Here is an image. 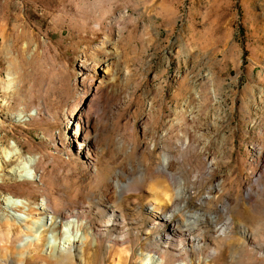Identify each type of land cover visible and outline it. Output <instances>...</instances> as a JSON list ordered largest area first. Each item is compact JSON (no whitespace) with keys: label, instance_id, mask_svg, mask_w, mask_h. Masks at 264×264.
I'll return each instance as SVG.
<instances>
[{"label":"rangeland","instance_id":"1","mask_svg":"<svg viewBox=\"0 0 264 264\" xmlns=\"http://www.w3.org/2000/svg\"><path fill=\"white\" fill-rule=\"evenodd\" d=\"M85 133L90 158L75 142ZM186 136L189 147L171 148L183 157L172 172L192 186L190 211L201 197L215 196L208 210L230 199L234 236L202 225L191 243L166 235L160 215L171 203L149 211L150 184L168 183L157 163ZM3 148L21 156L0 174L28 155L40 162L32 180L0 177V209L7 194L37 208L44 193L58 210L86 208L98 240L87 229L75 264H140L158 249L169 264L175 254L206 264L210 247L220 250L211 264H264V0H0ZM118 169L124 194L101 197Z\"/></svg>","mask_w":264,"mask_h":264},{"label":"bare ground","instance_id":"2","mask_svg":"<svg viewBox=\"0 0 264 264\" xmlns=\"http://www.w3.org/2000/svg\"><path fill=\"white\" fill-rule=\"evenodd\" d=\"M107 66L108 65L106 64L103 70V73L105 74L103 78L105 79L100 80L101 85H105L111 80V77L107 78L106 76V74L111 71V69L109 71V66L108 68ZM92 120H94V117H92ZM172 134L171 131H166L161 134V139H169ZM88 135L89 134L85 133L81 140L75 139V142L80 149L86 152V157L90 158V145L87 142L90 137ZM96 139L97 135L96 138L91 140L90 144L94 145ZM189 143L190 138L189 136H186L184 142L166 146L167 149L162 156V160L157 163V166L159 167V171L168 178L166 179L168 180V183H165L163 180H156L150 184L148 189L152 192V200L147 204L149 206V211L159 213V210L157 209H161L160 205L163 199L171 203L170 209L162 212L160 215L162 220L170 223L166 235L172 236L176 233L184 234L189 237L191 243L199 244L201 241L202 233L198 232L202 229V225L205 227L213 225L215 227L213 228V234L218 233L217 238L220 237L224 239L234 236V219L230 214V204L232 203L230 199L226 198L225 202L216 205L214 209L208 210L206 206L209 202L211 203L214 200L215 196L208 195L201 197L193 206L194 210L192 209V211H190L192 186H187L185 184V181L188 179L184 181V179H182L183 177L181 178L172 172L175 160L182 161L183 157L180 154H178L180 155L178 157L173 156L171 150V148H178L180 151L184 150L189 147ZM124 147V144H122V146H119L118 148L119 150H124ZM182 153L184 154L183 151ZM20 156L21 152L17 148L12 150L6 148L1 149L0 173L3 171V166L6 165L7 162L14 161L20 158ZM39 162L40 160L38 156L28 155L23 158L20 165H12V167L6 169L5 173L0 174V177L7 174L9 176H15L18 180H32L35 177V168ZM213 162L214 161L210 160L208 165H212ZM125 168L127 167L125 166ZM141 169L142 168H140V170ZM123 172L124 170L120 171V169H118L113 173L112 177L103 185V188L101 189V197L109 199L114 193L116 195L124 194L125 189H119L121 187L119 185V178ZM211 172L212 170L209 168L207 173L210 174ZM145 173L146 172H141L143 175ZM120 182H122L121 179ZM222 182L219 181L214 186V191L216 190L218 192V196H222L224 192ZM195 183L193 185H195ZM142 189V186L139 185L134 187V190L136 191H141ZM43 198L44 203L39 207L34 208L30 205L29 200L24 197H17L12 194H7L3 197L2 208L0 209V264H75L76 256L85 260V247L88 244L89 235L86 233L87 229L89 230L88 232H90L91 237L97 242L99 234L98 229H94L92 226L85 227L83 225V214L86 212V208L74 209L66 207L63 210H58L53 205L51 197L46 193H44ZM111 211L112 212L107 215V219L103 222L105 226L114 223V220H116L114 209ZM224 215L226 216L225 221L218 222L219 218ZM217 225H220L218 229L216 228ZM128 241L129 240L126 237L125 242ZM7 243L12 244L13 248L17 251L14 253L15 258L14 256H12V259L10 258L12 253L10 254L9 250L12 248H9L10 246ZM182 247L183 245L179 249ZM208 250L209 251L206 252L204 258L206 259V264H211L210 259L215 258L220 253V250L217 247H210ZM164 252L165 250L158 249L155 251L149 250L143 254L140 253L139 263L169 264L165 258ZM6 256H8L10 260H7L5 258ZM39 257L40 260L37 259L39 260L37 262L31 261L26 263L28 260L30 261ZM172 260V264H193V262L190 261V258H184L176 254L173 256Z\"/></svg>","mask_w":264,"mask_h":264}]
</instances>
